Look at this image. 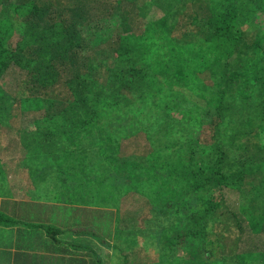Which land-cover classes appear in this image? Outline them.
<instances>
[{
  "label": "trees",
  "instance_id": "trees-1",
  "mask_svg": "<svg viewBox=\"0 0 264 264\" xmlns=\"http://www.w3.org/2000/svg\"><path fill=\"white\" fill-rule=\"evenodd\" d=\"M146 3L147 0H0V80H3L4 70L11 62L19 65L24 59L28 60V64L34 67L29 75L33 83L31 92L34 94L29 92L27 84H21L24 94L18 95L23 98L17 103L22 106L21 109L34 112L45 109L51 114L56 113L55 116L62 115L58 111L65 109L63 104L58 105L57 111L53 110V106L60 96L69 94L74 96L79 107L89 111L98 120V124L104 121L108 109L115 108L117 99L122 97L119 91L108 95L102 93L98 87L99 78L96 72L91 71L92 64L96 62L94 57L102 49L103 52H109V61L121 57L124 65H133L130 68L132 76L144 79L142 74H145L152 81L163 78L162 82L169 86L164 91L167 99L178 93V90L185 89L195 94L200 102L211 103L216 118L209 124L210 135L204 139L190 135L189 138L168 143L173 148L183 146L184 142L197 146L196 149H189L187 160L184 155L177 156V161L169 163L168 167L162 163V167L171 172L172 182L169 184L176 187L164 184L152 196L154 191L145 192L146 187L141 184L134 188V193L138 196L144 194L145 201L151 198V208L163 216L161 224L163 218L165 223L170 216L185 211L186 206L190 207L186 201L189 197L198 200L195 214L201 215L199 218L192 216L195 220L191 226L196 224L203 231L192 228L188 234L191 238L187 241L190 242L192 236L201 233L199 236H203L206 245L197 249L214 264H236L239 261L246 262V259L250 261L247 264H255V256L264 254V243L260 250L246 251L242 239L250 234L264 236V170L260 163L264 146L259 142L264 125L255 122L246 136L226 135L221 131L224 125L221 111L226 89L229 88L227 84L235 89L234 97L243 103H248L256 88L264 89V23L261 22L264 18V0H180L182 6L179 7L186 12L177 26L163 16L155 22L143 24L141 29L139 26V32L128 28L129 21L138 18L140 11L147 9ZM113 15H118L121 25L111 33V41L108 39L104 42L105 37L97 35L105 28L106 20ZM119 29L122 32H118ZM187 33L192 37L184 38ZM42 64L45 67L43 71ZM221 65L225 71L219 72L220 85L203 88L200 82L202 75L212 70V67ZM35 76H40L42 81L37 91L34 90ZM4 95L6 91L0 88V99ZM110 99L115 104H111ZM55 116L51 115L45 120L57 129ZM6 134H10L8 137L14 135L11 129ZM66 138L76 150L64 151L60 148L51 151L50 148L56 145L48 140L42 146L43 150L39 149L33 156L25 152V156L50 158L53 167L49 169L55 168L54 173L64 174L74 169L69 165L71 161L76 162L75 168H83L110 150L108 144L107 151L94 152L98 143H83L88 139L81 138L79 132L71 133ZM15 145L17 148L18 144ZM122 154L116 151V159L106 156L109 159L107 167L112 165V161L120 160L117 155ZM149 157L154 161L166 162L167 154L166 157H156L152 153L146 158ZM122 167L128 169L132 164L124 160ZM227 190L239 197L245 213L242 219L231 213L232 224L237 232L233 251L221 242L216 231L222 218L220 209L227 204ZM166 204L171 205L167 211L164 210ZM202 222H206L205 228ZM186 231L183 228L178 233L180 244L186 241ZM133 241L124 242L127 244L123 248L114 247L122 260L121 264H129L132 254L138 252ZM163 244L153 264H176L182 259L178 260L177 257L173 261L169 256L173 248Z\"/></svg>",
  "mask_w": 264,
  "mask_h": 264
},
{
  "label": "rangeland",
  "instance_id": "rangeland-1",
  "mask_svg": "<svg viewBox=\"0 0 264 264\" xmlns=\"http://www.w3.org/2000/svg\"><path fill=\"white\" fill-rule=\"evenodd\" d=\"M146 5L147 9L140 11L138 18L125 23H128V28L139 32V26L141 29L143 24L155 22L163 16L168 17L169 21L177 26L182 22L186 12L179 7L182 6L180 0H147ZM261 22L264 23V18ZM120 25L118 15H113L106 20L105 28L97 36L105 37L104 42L108 39L111 41V33ZM118 32L122 30L119 29ZM184 35V38L192 37L188 33ZM99 51L100 54L94 57L96 62L92 64L91 69L99 78L98 87L106 95L111 92H122V97L117 99L115 108L108 109L104 121H99L98 124L96 123L98 120L94 119L89 111L79 107L74 96L69 94L60 96L53 106V110L57 111L58 105L63 104L65 109L58 111L62 115L55 116L56 113L51 114L45 109L35 112L31 109H21L22 106L17 105L23 98L18 95L24 94L20 86L27 84L31 92L33 83L29 75L30 71H34V67L24 59L19 65L11 62L4 70L3 80H0V88L6 91V95L0 99V205L2 202L4 205H10L14 201H21L23 197L26 204L42 203L54 206L56 203L62 212L66 213L60 216L66 223L63 229L71 231L79 230L77 227H81L84 228V233L91 234L92 240L96 237L105 240L107 258L102 255L105 264H121L122 260L117 256L114 247L117 245L123 248L127 244L124 242H130L132 239L138 252L132 254V258L128 260L129 264L155 263L162 245L164 246L163 243L170 245L167 248H173L169 255L173 261H176L177 257L178 260L182 258L176 264L181 262L214 264L206 260L204 254L197 249L206 245L203 236H199L201 233L192 236L193 240H189L190 242L187 241L191 238L188 234L196 227V224L191 226V223L195 220L192 216L196 215L198 200L194 201L190 197L186 199L190 207L186 206L185 211L170 216L165 223L163 218L162 225L163 216L151 208V198L145 201L144 194L138 196L134 193L135 187L144 184L145 192L154 191L151 195L155 196L159 187H163L164 184L170 185L171 172L162 166L165 164L168 167L169 163L176 162L177 156L186 155L187 160L189 149H196L197 146L189 142L184 144L181 142L183 146L180 147L184 148L180 149V147L173 148L168 143L189 138L190 135L196 136L197 139H204L210 135L209 124L211 125L216 118L211 103L200 102L195 94L185 89L178 90V93L167 99L164 91L169 86L162 82L163 78L152 81L148 80L145 74H142L144 79L132 76L133 72L130 68L133 65H124L122 63L124 59L121 57L109 61L107 58L109 52H103L102 49ZM43 68L45 69L42 64V71ZM224 71L225 68L221 65L214 66L212 70L204 73L200 79L203 88L220 85V73ZM60 74L62 73H58ZM34 82H36L34 90L37 91L38 85L42 83L40 76H35ZM227 85L229 88L226 89L227 95L221 111L224 122L221 130L223 134L246 136L255 122L264 125V89L256 88L248 103H243L234 97L235 89ZM31 93L34 94L33 91ZM33 98L31 100H34ZM113 99H110L111 104H115ZM51 115L57 118L55 124L57 129L45 120L51 118ZM9 129L14 133L11 137L7 136L10 134H6ZM78 132L81 138L88 139L83 143H98V147L93 149L94 152L107 151L110 146L109 153L99 156L93 163L83 168H75L76 162L71 161L69 165L74 169L64 174L54 173L55 168L49 169L53 167L50 158L38 159V157L25 156V152L33 156L39 149L43 150L42 146L48 140L56 145L50 148L51 151L60 148L64 151L76 150L66 136ZM259 142L264 146V133L259 138ZM15 144H18L17 148ZM116 151L124 155H117V159L120 160L112 161V165L107 167L109 159H106V156L116 159ZM152 153L156 157L158 155L166 157L167 154L166 162L154 161L152 157L147 159L146 157L151 156ZM168 154L171 156L168 157ZM87 158L91 161L89 157ZM261 159L263 160L260 163L264 170V155ZM124 160L132 164V167L123 168ZM179 191L178 188L177 192ZM225 198L227 204L220 209L222 218L221 221L219 219L216 231L221 242L233 251L237 243L235 236L237 232L231 216L234 213L242 219L245 213L242 204L239 203V197L233 191L227 190ZM170 206L166 204L164 210L167 211ZM74 214L79 215L74 216ZM200 215L196 217L199 218ZM186 216L187 220L184 221ZM202 226L205 228L206 222H202ZM183 228L187 229L184 237L186 241L180 244L181 237L178 233H181ZM196 229L203 231L200 226ZM242 240L245 242L244 250H260L263 247L264 236L250 234ZM227 254L230 255L231 252ZM255 258L257 260L255 264H264V254H257ZM245 261L236 264L250 262L247 259Z\"/></svg>",
  "mask_w": 264,
  "mask_h": 264
},
{
  "label": "crops",
  "instance_id": "crops-1",
  "mask_svg": "<svg viewBox=\"0 0 264 264\" xmlns=\"http://www.w3.org/2000/svg\"><path fill=\"white\" fill-rule=\"evenodd\" d=\"M23 198L0 205V264H105V240H92L81 227L63 229L66 213L56 203L26 204Z\"/></svg>",
  "mask_w": 264,
  "mask_h": 264
}]
</instances>
